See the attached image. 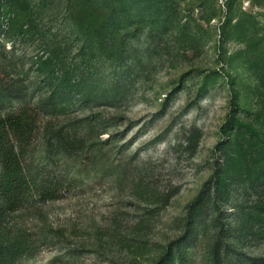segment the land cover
<instances>
[{"label":"rangeland","instance_id":"1","mask_svg":"<svg viewBox=\"0 0 264 264\" xmlns=\"http://www.w3.org/2000/svg\"><path fill=\"white\" fill-rule=\"evenodd\" d=\"M10 160L4 264H264V0H0Z\"/></svg>","mask_w":264,"mask_h":264},{"label":"trees","instance_id":"2","mask_svg":"<svg viewBox=\"0 0 264 264\" xmlns=\"http://www.w3.org/2000/svg\"><path fill=\"white\" fill-rule=\"evenodd\" d=\"M129 17H131V14ZM7 31L10 35H19V32H16V30L13 28V19L11 18H8L7 20ZM43 63H46L47 66L40 67L42 72L49 71L53 65L51 58H47ZM62 89L67 91L69 95L67 96L68 101L61 102L60 106L53 108L58 113L67 114L77 107H81L87 103L88 100L86 98V94H84L82 91L72 90L66 86L60 88L58 92ZM71 99L76 100L71 101ZM231 121L232 120H230L228 124ZM7 163L4 165V169L0 175V213L17 211L23 205V200L25 199V196L21 195V192H17L16 187L14 186V181L17 178L14 176L15 171L11 165V160L7 161ZM215 178H219L218 174L215 175ZM55 190H57V187H49L42 195L46 199H51L52 195L55 193ZM28 247L29 242L25 241L21 235L9 239L8 237H2V234H0V264H4L8 258H15V256L18 254H22L24 251H27Z\"/></svg>","mask_w":264,"mask_h":264}]
</instances>
